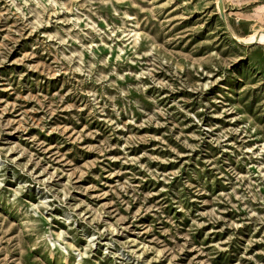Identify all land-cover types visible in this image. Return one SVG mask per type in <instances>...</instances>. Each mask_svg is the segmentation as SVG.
Segmentation results:
<instances>
[{
	"label": "rangeland",
	"instance_id": "374dc122",
	"mask_svg": "<svg viewBox=\"0 0 264 264\" xmlns=\"http://www.w3.org/2000/svg\"><path fill=\"white\" fill-rule=\"evenodd\" d=\"M0 0V264H264V0Z\"/></svg>",
	"mask_w": 264,
	"mask_h": 264
},
{
	"label": "water",
	"instance_id": "95a60500",
	"mask_svg": "<svg viewBox=\"0 0 264 264\" xmlns=\"http://www.w3.org/2000/svg\"><path fill=\"white\" fill-rule=\"evenodd\" d=\"M219 10H220V14L223 18V20L225 21L226 20V14H225V9H224V1L223 0H219ZM243 43H246V44H251V43H257L259 42V40H254L252 42H245V41H242Z\"/></svg>",
	"mask_w": 264,
	"mask_h": 264
},
{
	"label": "bare ground",
	"instance_id": "6f19581e",
	"mask_svg": "<svg viewBox=\"0 0 264 264\" xmlns=\"http://www.w3.org/2000/svg\"><path fill=\"white\" fill-rule=\"evenodd\" d=\"M259 42L264 43V33L260 35Z\"/></svg>",
	"mask_w": 264,
	"mask_h": 264
}]
</instances>
